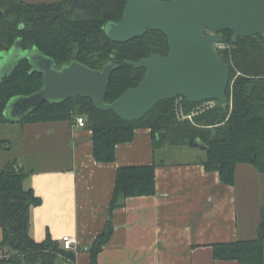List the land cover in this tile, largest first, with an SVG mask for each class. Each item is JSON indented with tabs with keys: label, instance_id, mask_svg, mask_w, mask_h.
Returning <instances> with one entry per match:
<instances>
[{
	"label": "trees",
	"instance_id": "16d2710c",
	"mask_svg": "<svg viewBox=\"0 0 264 264\" xmlns=\"http://www.w3.org/2000/svg\"><path fill=\"white\" fill-rule=\"evenodd\" d=\"M170 1V0H166ZM71 0L47 4H27L22 0H0V53L18 47L29 51L34 47L51 58L57 68L70 64V46L80 43L77 61L102 71L112 62L116 69L111 75L106 103H113L128 89L143 80L144 69L125 63L138 62L152 54L166 56L170 49L162 32L148 31L143 38L128 43H115L106 36L105 25L119 23L127 0H78L68 12ZM224 43L230 49L220 50L223 61L230 67L227 88L228 103L199 109L202 103H190L179 97L164 100L140 120L126 121L111 110L101 111L91 99L73 97L62 103L45 102L26 115L20 124H36L86 119V128L94 137V159L109 164L116 159V147L131 143L138 129L153 135V149L205 146L206 172H218L222 184H236L240 164L253 166L264 175V34L233 41L232 32H224ZM44 87L43 75L33 72L28 59H22L14 70L0 80V124L10 122L5 109L11 100L30 96ZM191 117V118H189ZM152 166H126L116 175V185L110 212L125 205L128 198L153 196L156 192L155 170ZM28 174L16 162L0 170V264H56L64 258L75 264V252L65 251L59 241L50 237L38 243L31 235L32 208L42 199L27 189ZM259 237L252 241L213 246L214 259L237 261L239 264H264V214ZM114 223L108 221L105 230L90 248L91 263L97 264L102 249L111 240Z\"/></svg>",
	"mask_w": 264,
	"mask_h": 264
},
{
	"label": "crops",
	"instance_id": "0c3cea01",
	"mask_svg": "<svg viewBox=\"0 0 264 264\" xmlns=\"http://www.w3.org/2000/svg\"><path fill=\"white\" fill-rule=\"evenodd\" d=\"M0 125H8L6 136L0 135V170L16 162L28 174L26 188L42 199L41 205L31 209V235L38 243L50 237L62 245L69 235L90 250L112 220V238L97 264H239L215 260L213 246L259 237L264 175L253 166L238 165L236 184L229 186L222 184L218 172H206L205 149L154 150L153 135L147 129H138L133 142L118 145L114 162L102 164L94 159L92 131L75 120ZM180 151L198 154L190 160L168 159L169 153L178 156ZM36 154L40 155L39 170L29 160ZM153 164L157 165L156 193L128 198L123 207L110 212L117 171ZM2 237L0 226V242ZM75 256V264L91 263L90 251H78Z\"/></svg>",
	"mask_w": 264,
	"mask_h": 264
},
{
	"label": "water",
	"instance_id": "95a60500",
	"mask_svg": "<svg viewBox=\"0 0 264 264\" xmlns=\"http://www.w3.org/2000/svg\"><path fill=\"white\" fill-rule=\"evenodd\" d=\"M77 1L71 0L68 12ZM3 15L0 10V17ZM104 31L118 44L143 38L148 31L163 32L170 52L166 56L152 54L138 62L126 60V64L145 70L144 79L115 102L106 103L110 78L117 67L112 62L102 71L85 66L77 61L81 52L77 43L70 46L73 61L59 70L37 49L21 50L33 72L42 73L44 87L33 95L11 100L5 117L19 123L45 102L62 103L78 96L91 99L101 111L111 110L133 122L164 100L179 97L192 104L217 101L227 105L230 67L215 46L224 42L226 31L232 32L233 41L263 35L264 0H127L119 23L106 24ZM15 48L0 53V70ZM34 51L38 55H33ZM200 148L206 149L202 144Z\"/></svg>",
	"mask_w": 264,
	"mask_h": 264
},
{
	"label": "rangeland",
	"instance_id": "374dc122",
	"mask_svg": "<svg viewBox=\"0 0 264 264\" xmlns=\"http://www.w3.org/2000/svg\"><path fill=\"white\" fill-rule=\"evenodd\" d=\"M25 57V55H24V53H22L21 51L20 52H12L11 53V56H10V58H6V60H5V66L3 67V69H1L2 70V72L0 73V79L3 77H6V75H8V74H10L13 70H14V67L20 62V60L21 59H23ZM2 78V79H3ZM201 107H202V105H201ZM10 114V113H9ZM14 114V112H12L11 111V115H13ZM8 125H0V135H1V137H5L6 135L5 134H7L8 133V127H7ZM167 148H173L174 149V147H170V146H168ZM186 149H188V148H186ZM175 150H180V149H176L175 148ZM188 151H190V150H188ZM197 152H199V151H197ZM179 153V155L177 156V155H173V153H169L168 155H167V157H168V159H171V160H175V161H181V160H190V159H193L194 157H193V155H195V154H198V153H193V155L192 154H188V153H186L185 155L184 154H182V152L180 151V152H178ZM64 157H65V159H66V156L65 155H63ZM40 157V155H38V154H36V155H34L33 157H30L29 158V160L30 161H35V163H32L33 164V167L36 169V170H39V169H41V165H40V163H39V161H38V158ZM42 157H45V159L46 160H48V158L50 159V156L49 155H44V156H42ZM63 162L64 163H66L65 162V160H63ZM57 163H59V162H57ZM57 163H55L54 165H56ZM61 164H62V162H61ZM53 164H51V165H49V166H52ZM57 264H63V261L60 259V260H58V262H57Z\"/></svg>",
	"mask_w": 264,
	"mask_h": 264
},
{
	"label": "built area",
	"instance_id": "2783aa9c",
	"mask_svg": "<svg viewBox=\"0 0 264 264\" xmlns=\"http://www.w3.org/2000/svg\"><path fill=\"white\" fill-rule=\"evenodd\" d=\"M215 47H217L218 52L220 50H226L230 49V47L225 44L224 42L217 44ZM215 101H207V103H202V107L199 109L205 110L210 107H214L216 104ZM191 118V117H189ZM75 123H77L78 126L85 128L87 126L86 119L83 116L76 117ZM62 247L65 251H73V252H78V251H89V248L86 246H81L79 244V241L76 238H73L71 236L64 237L62 240ZM0 257H3V254L0 252Z\"/></svg>",
	"mask_w": 264,
	"mask_h": 264
},
{
	"label": "flooded vegetation",
	"instance_id": "af4514ba",
	"mask_svg": "<svg viewBox=\"0 0 264 264\" xmlns=\"http://www.w3.org/2000/svg\"><path fill=\"white\" fill-rule=\"evenodd\" d=\"M74 10V9H73ZM74 44H77V43H74ZM80 44V43H79ZM34 49H36L35 47H34ZM34 49H32V51L34 50ZM29 51H31V50H29ZM81 53V52H80ZM38 55V53H36L35 51H34V53H33V55ZM33 67V66H32ZM56 67V66H55ZM34 68V67H33ZM57 68V67H56ZM57 69H59L60 70V68H57Z\"/></svg>",
	"mask_w": 264,
	"mask_h": 264
}]
</instances>
